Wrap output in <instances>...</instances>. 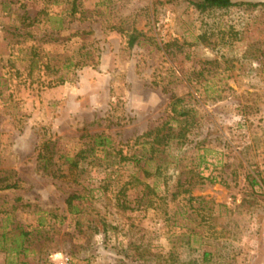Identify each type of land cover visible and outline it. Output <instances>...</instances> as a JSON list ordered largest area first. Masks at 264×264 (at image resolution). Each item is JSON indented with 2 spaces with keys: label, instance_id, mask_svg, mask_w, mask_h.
Returning a JSON list of instances; mask_svg holds the SVG:
<instances>
[{
  "label": "rangeland",
  "instance_id": "374dc122",
  "mask_svg": "<svg viewBox=\"0 0 264 264\" xmlns=\"http://www.w3.org/2000/svg\"><path fill=\"white\" fill-rule=\"evenodd\" d=\"M66 1L0 0V172L20 181L0 194V264L58 253L72 264H264V0L203 14L186 0H77L84 18L52 41ZM44 7L28 36L10 35L18 15ZM113 25L134 27L139 43ZM163 122L177 138L148 162L135 139ZM100 133L112 148L96 149L78 183L36 170L41 141L74 156L82 135ZM18 227L29 249L15 258L1 248Z\"/></svg>",
  "mask_w": 264,
  "mask_h": 264
},
{
  "label": "trees",
  "instance_id": "16d2710c",
  "mask_svg": "<svg viewBox=\"0 0 264 264\" xmlns=\"http://www.w3.org/2000/svg\"><path fill=\"white\" fill-rule=\"evenodd\" d=\"M188 5L192 6L195 11L200 12L201 14L206 13L208 11L214 10H227L237 3L233 0H186ZM63 0H53V3L61 5L60 3ZM66 5L60 7V9L53 15V17L57 18V25L51 33H47L45 36L52 39V41H58L62 38V31L67 29L68 24L71 21H78L84 18V14L78 9L77 0H67L65 2ZM47 9L44 7L42 11H40L35 17H28L25 13L18 15V26L13 27L14 31L10 33L13 38H25L30 34L25 32V29H32L37 26L38 16L40 14L46 15ZM68 20V22H66ZM112 29L117 30V32L121 33L126 37V43L129 48H132L135 44L139 43V38L142 36L140 32H137L134 27L130 30H124L117 25H113ZM86 30L80 31L76 30L71 36H83L88 34ZM32 50V48H31ZM35 58H37V54L32 53L31 63H36ZM79 64V62H77ZM84 64V63H82ZM49 70V68H46ZM54 81H49L47 86H51V84H61L62 79L58 77L54 83ZM164 90V89H163ZM171 128H169L170 130ZM82 137H86L89 139L86 147L77 152L74 156H68L67 154H59L56 150L55 141H50L49 139L43 140L40 142L38 146V151L36 155V170L45 176H49L53 179H61L64 181H72L73 183H78L77 178H80L82 173L86 170V167L91 163L97 160L95 156V151L97 148H112L110 145V138L103 133L100 134H86L82 135ZM172 138H177V136L172 135L168 130L165 132V123H161L160 125L149 129L142 135L138 136L135 141L139 142V140L146 142L150 146V156L148 157V162L153 160L154 151L161 146L165 147ZM263 153H264V140H263ZM128 158L121 157V160H126ZM135 162L139 163L141 160L134 157ZM85 163V164H84ZM144 176H150L151 173L145 171L142 168ZM257 183L254 178L250 179L251 187L255 186ZM20 188V181L16 178L14 173H2L0 172V194L6 191H15ZM82 198L81 195L78 194H70L68 195L64 203L66 204L68 211L72 213L73 211H77V207L74 204V201L80 200ZM41 225V224H40ZM39 225V226H40ZM13 231L14 234L3 235L4 242L9 244L7 247L1 248V250L8 253V255H12L15 258L20 257L21 255L24 257L25 253L29 249L28 237L30 235L29 231H25L22 228H15ZM19 264H25L24 261H21Z\"/></svg>",
  "mask_w": 264,
  "mask_h": 264
},
{
  "label": "built area",
  "instance_id": "2783aa9c",
  "mask_svg": "<svg viewBox=\"0 0 264 264\" xmlns=\"http://www.w3.org/2000/svg\"><path fill=\"white\" fill-rule=\"evenodd\" d=\"M50 262L51 264H72L70 257L67 254L62 253L54 254L50 258Z\"/></svg>",
  "mask_w": 264,
  "mask_h": 264
}]
</instances>
